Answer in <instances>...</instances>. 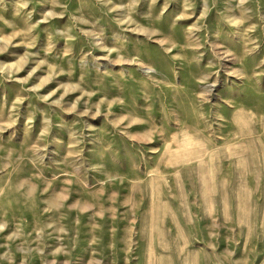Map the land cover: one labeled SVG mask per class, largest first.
I'll return each instance as SVG.
<instances>
[{
    "label": "rangeland",
    "instance_id": "rangeland-1",
    "mask_svg": "<svg viewBox=\"0 0 264 264\" xmlns=\"http://www.w3.org/2000/svg\"><path fill=\"white\" fill-rule=\"evenodd\" d=\"M0 264H264V0H0Z\"/></svg>",
    "mask_w": 264,
    "mask_h": 264
}]
</instances>
